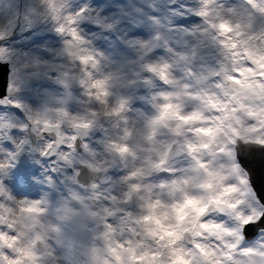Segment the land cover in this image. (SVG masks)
Returning <instances> with one entry per match:
<instances>
[{
	"label": "snow or ice",
	"instance_id": "1",
	"mask_svg": "<svg viewBox=\"0 0 264 264\" xmlns=\"http://www.w3.org/2000/svg\"><path fill=\"white\" fill-rule=\"evenodd\" d=\"M262 191L264 0H0V264H264Z\"/></svg>",
	"mask_w": 264,
	"mask_h": 264
},
{
	"label": "water",
	"instance_id": "2",
	"mask_svg": "<svg viewBox=\"0 0 264 264\" xmlns=\"http://www.w3.org/2000/svg\"><path fill=\"white\" fill-rule=\"evenodd\" d=\"M245 163L248 164V167L252 169L254 173V179L259 190L261 184L257 183V181H260L259 178L262 180V168L260 160L258 158H254L249 163H247L246 159ZM261 195L264 196V191L261 192Z\"/></svg>",
	"mask_w": 264,
	"mask_h": 264
}]
</instances>
